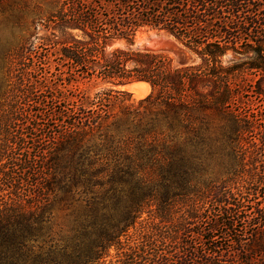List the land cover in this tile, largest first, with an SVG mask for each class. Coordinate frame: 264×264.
<instances>
[{"label":"trees","instance_id":"trees-1","mask_svg":"<svg viewBox=\"0 0 264 264\" xmlns=\"http://www.w3.org/2000/svg\"><path fill=\"white\" fill-rule=\"evenodd\" d=\"M52 1L37 38L51 52L42 55V75L25 85L10 117L27 127L46 115L52 141L37 160L24 148L12 169L40 177L37 196L49 190L50 177L53 201L68 219L52 233L49 202L35 194L25 206L0 204V264H99L111 248L121 250L120 238L157 201L169 207L161 222L176 205L190 207L173 231L187 232L178 257H166L165 245L156 244L165 232L159 238L154 231L145 251L123 254L119 264L264 258V194L262 200L254 194L264 186V150L258 183L239 197L225 195L216 181L194 189L207 159L228 158L226 174L238 178L242 140L256 133L264 140V0ZM143 28L172 36L193 60L175 64L165 53L134 47ZM30 46L21 64L26 71ZM131 82L148 84L150 93L130 102L113 89ZM99 85L110 87L93 95L85 89ZM244 94L256 102L242 101Z\"/></svg>","mask_w":264,"mask_h":264},{"label":"rangeland","instance_id":"rangeland-1","mask_svg":"<svg viewBox=\"0 0 264 264\" xmlns=\"http://www.w3.org/2000/svg\"><path fill=\"white\" fill-rule=\"evenodd\" d=\"M54 9L55 3L52 0H0V204L7 205L11 203L25 206L28 202H31L29 196H33V194H35V199L41 203L47 200L46 202H49L47 212H51V220L48 225L52 233L63 227L68 219V210L62 204L53 201V193L51 192L53 190V180L49 177V181H47L49 190L45 192L44 196L40 195L41 192L37 196L38 191L33 185L39 183L40 177L31 176V178L28 177L30 179H27L21 172L18 173L17 170L12 169L15 159L25 156L24 148H28V156L31 159L37 160L40 156L39 148L42 146V148L49 147L48 143L52 141L53 134L51 136V133L53 130L51 131L48 126L52 125V122L45 115L42 121L34 125L30 122L26 127L24 126L25 123L12 121L10 117L20 107V102L24 97L22 91L25 85L33 84L43 73L40 71V62L45 53H50L51 49L49 46H43L37 40L43 34L38 22L53 12ZM28 44H31L30 50H32V55L29 57L32 58L28 68L30 71H26L23 67L25 63V55L23 54ZM120 45L122 43H117L114 46ZM134 47L146 51L165 53L173 58L175 64H187L194 58L175 38L162 31L149 28H143L136 33ZM17 56L20 57L17 58ZM21 67L22 70H20ZM13 68L16 70L15 75L12 72ZM132 83L134 82L129 84ZM11 84H14L13 94L8 90ZM124 86L113 87V89L127 93L130 102H137L145 98L151 91L149 87L144 96H138L132 91L128 92L123 89ZM109 87V85H99L94 88L85 86V89H89V93L93 95ZM247 99L256 102L253 98H247L246 94L241 97L244 102ZM260 138L259 133H256L252 137L247 136L246 139L242 140L241 148L244 152L242 163L245 166L240 169L238 178H231L232 176L226 174L231 169V161L228 158L217 160L213 157L206 160L203 175L197 179L194 189L202 190L208 188V186L212 187L214 184L212 181H216V187H221L225 195L227 194L230 197L236 198L247 192L250 187L249 184L258 183V175L256 177L255 174H258V171L262 172L263 156L261 152L264 150L262 144L264 140ZM37 166H39V163ZM225 180L227 181L225 182ZM254 188H256L254 194L258 195L257 200H262L264 186L257 184V187ZM47 197H49V200ZM255 202L257 201H253V203ZM263 204L261 202L260 207ZM185 205H176L172 209L170 220L161 222L159 218L166 214L169 207L159 201L151 204L140 215L134 226L120 238L121 250L111 248L107 255L99 261V264H119L123 254L129 255L131 251H145L144 244L148 237H155L154 231L159 238L165 232V239H158L156 244L158 246L164 244L166 257L175 261L179 255L180 245L178 244L186 239L187 232L178 231V233L173 234V231L185 219L186 212L184 213V211L190 209L187 204ZM206 207H209L208 210L211 208L208 204H206ZM171 236L174 240H169ZM197 239L196 235H191L188 240L193 244V242H197ZM263 262L264 258L258 256L252 257L250 264H262Z\"/></svg>","mask_w":264,"mask_h":264},{"label":"bare ground","instance_id":"bare-ground-1","mask_svg":"<svg viewBox=\"0 0 264 264\" xmlns=\"http://www.w3.org/2000/svg\"><path fill=\"white\" fill-rule=\"evenodd\" d=\"M123 89L127 90L128 92L132 91V93L134 92L138 96H144L145 92L149 90V85L143 82H134L124 86Z\"/></svg>","mask_w":264,"mask_h":264}]
</instances>
